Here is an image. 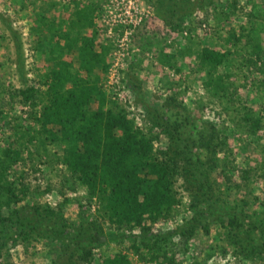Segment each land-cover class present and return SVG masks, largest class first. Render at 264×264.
I'll use <instances>...</instances> for the list:
<instances>
[{
	"label": "rangeland",
	"instance_id": "rangeland-1",
	"mask_svg": "<svg viewBox=\"0 0 264 264\" xmlns=\"http://www.w3.org/2000/svg\"><path fill=\"white\" fill-rule=\"evenodd\" d=\"M179 1L185 9L166 0H0V264H53L59 243L41 233L62 227L42 219L49 213L69 227L81 215L94 225L64 239L71 264L118 254L130 264H264V0ZM83 6L92 27L70 35L105 48L95 84L168 167L174 202L154 223L104 220L97 191L70 174L60 146L41 141L36 108L20 93L41 90L47 65L59 61L41 23ZM201 48L223 65L205 70ZM231 219L253 244L230 243L220 223Z\"/></svg>",
	"mask_w": 264,
	"mask_h": 264
},
{
	"label": "trees",
	"instance_id": "trees-1",
	"mask_svg": "<svg viewBox=\"0 0 264 264\" xmlns=\"http://www.w3.org/2000/svg\"><path fill=\"white\" fill-rule=\"evenodd\" d=\"M166 2L171 9L177 4L182 5L181 10L186 6L181 1ZM41 26L47 31L44 37L50 48L48 52L51 55L56 52L59 61L54 63L52 60L47 65L41 90L34 88L20 92L24 102L30 101L36 108L32 122L38 124L37 134L41 141H54L61 147L62 163L92 193L97 191L101 216L114 227L139 225L142 218L154 223L164 217L174 202L169 189L168 167L151 157L149 138L134 128L123 113L105 102L95 84L94 75L102 73L103 68L100 66L95 71L94 67L104 56L105 48L98 45L96 50L93 39L70 35L71 31L79 33L82 29H91L90 9L80 7L71 17L59 16L52 23L45 20ZM198 59L207 71L224 63V56L207 53L205 48H201ZM208 79L206 77L205 82ZM214 80L217 88L218 80ZM252 126L257 128L258 121H253ZM42 219H54L53 225L62 227L41 233L46 239L59 243L60 255L53 264H71L64 239L70 237L74 227L78 233L84 231L87 234L93 232L94 225H88L83 215L77 225L70 227L64 226L52 213L45 214ZM3 220L0 210L2 225ZM223 225L230 243L239 245L244 236L248 243H254L253 233L236 231L237 225L232 219L220 223ZM108 264L130 263L118 254L112 256Z\"/></svg>",
	"mask_w": 264,
	"mask_h": 264
}]
</instances>
